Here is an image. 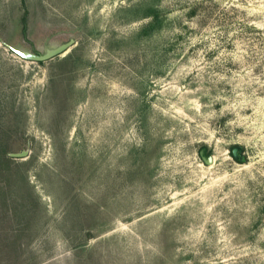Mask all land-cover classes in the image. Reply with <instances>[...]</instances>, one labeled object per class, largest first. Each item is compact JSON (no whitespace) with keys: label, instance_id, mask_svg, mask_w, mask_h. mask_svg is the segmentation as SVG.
Wrapping results in <instances>:
<instances>
[{"label":"rangeland","instance_id":"1","mask_svg":"<svg viewBox=\"0 0 264 264\" xmlns=\"http://www.w3.org/2000/svg\"><path fill=\"white\" fill-rule=\"evenodd\" d=\"M4 150L0 264H264V0H0Z\"/></svg>","mask_w":264,"mask_h":264},{"label":"water","instance_id":"2","mask_svg":"<svg viewBox=\"0 0 264 264\" xmlns=\"http://www.w3.org/2000/svg\"><path fill=\"white\" fill-rule=\"evenodd\" d=\"M72 43H73V40H70L69 42H65V43H62L58 46L50 48L44 53H37V52L30 51V50H23V49H19V48H15V47H12V50L17 55H19L20 57H22L24 59L31 60V61H45V60L51 59L57 55H61V54L65 53L69 49V47L71 46ZM242 150H243V148L241 146H234L232 148V153L237 158L242 159ZM201 153H202L203 159L207 163L213 162L212 156L207 157V156L203 155V151H201ZM25 154H26V152L22 151L20 153H17L16 156H24Z\"/></svg>","mask_w":264,"mask_h":264},{"label":"trees","instance_id":"3","mask_svg":"<svg viewBox=\"0 0 264 264\" xmlns=\"http://www.w3.org/2000/svg\"><path fill=\"white\" fill-rule=\"evenodd\" d=\"M27 28V26L25 25V29ZM0 157H2V159L9 165L10 164V156L7 157V153L6 150L2 151V153L0 154ZM11 159V158H10ZM5 180H3V182L5 181V183H1L0 184V194L6 196L7 194H11L12 193V186H11V180L7 177L5 178Z\"/></svg>","mask_w":264,"mask_h":264}]
</instances>
